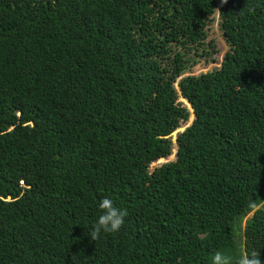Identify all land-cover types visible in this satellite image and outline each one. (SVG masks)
<instances>
[{"label":"trees","instance_id":"obj_1","mask_svg":"<svg viewBox=\"0 0 264 264\" xmlns=\"http://www.w3.org/2000/svg\"><path fill=\"white\" fill-rule=\"evenodd\" d=\"M0 264H264V0H0Z\"/></svg>","mask_w":264,"mask_h":264},{"label":"rangeland","instance_id":"obj_2","mask_svg":"<svg viewBox=\"0 0 264 264\" xmlns=\"http://www.w3.org/2000/svg\"><path fill=\"white\" fill-rule=\"evenodd\" d=\"M209 19L210 20L208 21L207 26L205 28L206 35L202 40V44L204 45V51L198 48L194 50L192 45H184L183 47H181L170 44V57H172L175 53H181L184 59L186 69L182 72L180 78L184 76H196L219 68L222 56L228 50V46L220 35L217 14L212 15ZM162 63L167 64L168 61L165 59L162 61ZM174 88L177 91L176 84H174ZM177 103L181 104L189 112L188 119L186 122L180 124V126L174 131H172V133L169 135L170 141L172 143L170 155L165 159H161L150 164L149 171L163 163L174 160V138L176 134L181 132L185 127H187L192 120L191 111L189 109L188 104L185 101L183 102L179 95H177Z\"/></svg>","mask_w":264,"mask_h":264},{"label":"clouds","instance_id":"obj_3","mask_svg":"<svg viewBox=\"0 0 264 264\" xmlns=\"http://www.w3.org/2000/svg\"><path fill=\"white\" fill-rule=\"evenodd\" d=\"M176 92H177V94L179 93L178 90H177ZM178 95H179V94H178ZM179 97H180V96H179ZM180 98H181V97H180ZM181 99H182V98H181ZM189 109H190V108H189ZM250 214H252V213H250Z\"/></svg>","mask_w":264,"mask_h":264},{"label":"water","instance_id":"obj_4","mask_svg":"<svg viewBox=\"0 0 264 264\" xmlns=\"http://www.w3.org/2000/svg\"><path fill=\"white\" fill-rule=\"evenodd\" d=\"M179 94V93H178ZM191 111V110H190ZM191 116H192V119H193V115H192V112H191ZM192 121V120H191ZM191 123V122H190Z\"/></svg>","mask_w":264,"mask_h":264}]
</instances>
